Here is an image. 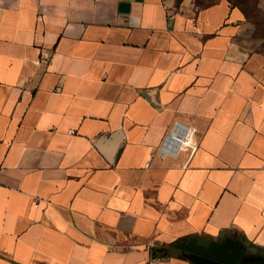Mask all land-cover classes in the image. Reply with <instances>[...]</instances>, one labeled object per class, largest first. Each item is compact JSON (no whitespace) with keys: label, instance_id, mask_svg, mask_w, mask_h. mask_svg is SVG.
Segmentation results:
<instances>
[{"label":"crops","instance_id":"0c3cea01","mask_svg":"<svg viewBox=\"0 0 264 264\" xmlns=\"http://www.w3.org/2000/svg\"><path fill=\"white\" fill-rule=\"evenodd\" d=\"M248 24L233 0H0V264H193L171 245L223 233L264 248ZM177 126L194 154L163 150Z\"/></svg>","mask_w":264,"mask_h":264},{"label":"water","instance_id":"95a60500","mask_svg":"<svg viewBox=\"0 0 264 264\" xmlns=\"http://www.w3.org/2000/svg\"><path fill=\"white\" fill-rule=\"evenodd\" d=\"M171 246L186 253L183 257L193 264H264V248L227 233L211 240L185 238ZM160 251L166 254L167 249Z\"/></svg>","mask_w":264,"mask_h":264},{"label":"rangeland","instance_id":"374dc122","mask_svg":"<svg viewBox=\"0 0 264 264\" xmlns=\"http://www.w3.org/2000/svg\"><path fill=\"white\" fill-rule=\"evenodd\" d=\"M212 1V0H210ZM248 12L249 28L242 34L239 42L249 51L264 52V11L256 0H234ZM206 3H202L204 6Z\"/></svg>","mask_w":264,"mask_h":264},{"label":"built area","instance_id":"2783aa9c","mask_svg":"<svg viewBox=\"0 0 264 264\" xmlns=\"http://www.w3.org/2000/svg\"><path fill=\"white\" fill-rule=\"evenodd\" d=\"M180 133L179 127L177 126L175 128V130L173 131V133L168 136V138L166 139L164 145H163V150H167L169 147H172L171 145L177 144V143H184L186 144L190 149H191V154H194L197 150V147L192 145L191 143H189L188 141H184L183 139H178V135ZM176 140V142H175ZM179 141V142H177ZM36 207H39V203L36 204Z\"/></svg>","mask_w":264,"mask_h":264},{"label":"trees","instance_id":"16d2710c","mask_svg":"<svg viewBox=\"0 0 264 264\" xmlns=\"http://www.w3.org/2000/svg\"><path fill=\"white\" fill-rule=\"evenodd\" d=\"M234 1V0H233ZM257 1V4H259V0H256ZM238 6H240V4L237 3ZM241 9L243 10V12L245 13V15L247 16V20L249 21V18H248V12L245 8H243L242 6H240ZM260 52V51H259ZM264 54V52H261Z\"/></svg>","mask_w":264,"mask_h":264},{"label":"bare ground","instance_id":"6f19581e","mask_svg":"<svg viewBox=\"0 0 264 264\" xmlns=\"http://www.w3.org/2000/svg\"><path fill=\"white\" fill-rule=\"evenodd\" d=\"M179 130H180V133H179V135L177 136L178 137V139H183L182 138V136H183V131L179 128ZM175 142H176V140H175ZM177 142H179V141H177Z\"/></svg>","mask_w":264,"mask_h":264},{"label":"flooded vegetation","instance_id":"af4514ba","mask_svg":"<svg viewBox=\"0 0 264 264\" xmlns=\"http://www.w3.org/2000/svg\"><path fill=\"white\" fill-rule=\"evenodd\" d=\"M178 250V249H177ZM179 252H181V254L184 256L186 253H184L183 251L181 250H178ZM250 255V254H249ZM191 262V261H190ZM197 264H207V263H203V262H200L198 261Z\"/></svg>","mask_w":264,"mask_h":264}]
</instances>
